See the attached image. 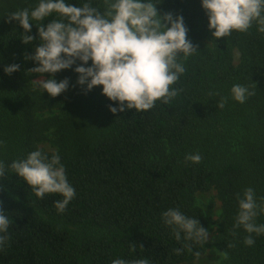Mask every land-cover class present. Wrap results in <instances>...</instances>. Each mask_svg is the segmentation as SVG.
I'll use <instances>...</instances> for the list:
<instances>
[{
	"label": "trees",
	"instance_id": "16d2710c",
	"mask_svg": "<svg viewBox=\"0 0 264 264\" xmlns=\"http://www.w3.org/2000/svg\"><path fill=\"white\" fill-rule=\"evenodd\" d=\"M37 2L0 0V161L5 163L0 201L11 221L0 264H112L116 258H146L148 264L193 261L206 252L208 240L177 241L161 214L178 208L209 231V219L194 199L211 189L222 203L215 245L226 254L227 264H264V235L253 234L255 244L246 246L248 233L234 228L236 194L252 187L258 202L264 198V33L255 22L247 32L215 38L200 0L157 3L159 12L183 16L188 39L198 49L187 59L179 57L185 73L170 86L178 92L170 103L161 99L147 111L112 113L108 106L115 102L102 95V86L85 93L72 69L43 76L31 72L37 65L27 57L39 39L24 43V29L9 16ZM87 2L71 0L77 6ZM91 2L105 10L104 0ZM26 34L37 36L36 25ZM235 49L241 53L238 65ZM11 64L20 68L8 74L4 68ZM53 76L57 81L67 77L75 87L51 97L34 84L37 77ZM233 84L247 86L254 95L245 103L235 101ZM221 98L226 100L222 109ZM51 108L60 113L40 117ZM49 133L56 152L38 147ZM37 149L49 157L60 154L75 189L63 213L54 206L63 199L61 194L38 198L8 167ZM197 153L199 163L185 160ZM256 222L264 224V214ZM178 248L183 249L179 255Z\"/></svg>",
	"mask_w": 264,
	"mask_h": 264
},
{
	"label": "clouds",
	"instance_id": "9594fccd",
	"mask_svg": "<svg viewBox=\"0 0 264 264\" xmlns=\"http://www.w3.org/2000/svg\"><path fill=\"white\" fill-rule=\"evenodd\" d=\"M161 2L104 0L102 12L92 6L91 0L83 6L72 4L71 0H38L35 7L13 12L9 17L24 29V43L39 39L35 52L27 57L37 65L31 72L43 76L72 69L78 74L76 85L85 93L102 86V95L115 102V106H108L112 113L128 109L147 111L157 100L162 99L167 104L178 94L170 86L185 73L179 57L187 59L198 49L188 39L183 16L159 12L156 4ZM200 3L212 37H227L233 31L247 32L254 22L257 30L264 33V0H200ZM45 20L49 21L46 25ZM33 24L37 27V36L26 34L31 32ZM19 68V64H11L4 71L11 74ZM36 81L51 97L66 92L70 86L75 87L67 77L59 81L54 76ZM231 95L235 101L245 103L254 92L245 85L233 84ZM225 103L221 98L218 107L224 108ZM201 159L198 153L185 156L186 161L193 163ZM8 167L32 187L38 198L61 194L63 199L54 201L59 213L65 211L76 195L59 153L49 157L37 149L25 158L13 160ZM4 175L5 163L0 161V177ZM236 199L238 211L234 228L242 227L248 233L244 244L253 246L256 242L253 234L264 235V224L256 222L257 217L264 214V198L258 202L255 190L248 187L242 195L237 193ZM161 219L172 229L177 241L205 244L208 240V231L199 220L186 216L178 208L162 212ZM10 223L0 201V249L10 240ZM130 250L134 251L135 246L130 245ZM182 251V248L175 249L177 255ZM112 264H148V260L116 258Z\"/></svg>",
	"mask_w": 264,
	"mask_h": 264
},
{
	"label": "rangeland",
	"instance_id": "374dc122",
	"mask_svg": "<svg viewBox=\"0 0 264 264\" xmlns=\"http://www.w3.org/2000/svg\"><path fill=\"white\" fill-rule=\"evenodd\" d=\"M204 43L211 46V44L208 41H204ZM233 55H234V63L238 65L241 61L240 51L238 49H235ZM41 78L42 77H37L34 80V84L37 87L38 85L36 80ZM59 113H60V109L51 108L44 111L40 115V117L44 118ZM48 138L49 139L40 142L38 144V147L45 150L46 152H56L58 148L52 142L54 136L51 133H49ZM194 204L195 206L202 208L209 219L210 222V228L208 231L209 247L206 250V252L197 259L180 264H227L226 254L218 246L215 245V238L218 233L219 226L222 221V214H223L222 203L218 197L217 190L211 189L205 192H198L195 196ZM27 206L30 207L29 205ZM69 228L74 229L72 227Z\"/></svg>",
	"mask_w": 264,
	"mask_h": 264
}]
</instances>
